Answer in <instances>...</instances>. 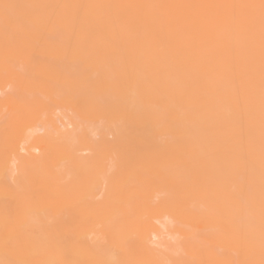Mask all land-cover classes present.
<instances>
[{"label": "bare ground", "instance_id": "6f19581e", "mask_svg": "<svg viewBox=\"0 0 264 264\" xmlns=\"http://www.w3.org/2000/svg\"><path fill=\"white\" fill-rule=\"evenodd\" d=\"M0 264H264V0H0Z\"/></svg>", "mask_w": 264, "mask_h": 264}]
</instances>
